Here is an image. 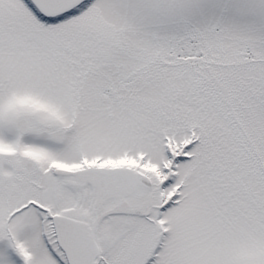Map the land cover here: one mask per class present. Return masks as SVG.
<instances>
[{"label": "snow or ice", "instance_id": "obj_1", "mask_svg": "<svg viewBox=\"0 0 264 264\" xmlns=\"http://www.w3.org/2000/svg\"><path fill=\"white\" fill-rule=\"evenodd\" d=\"M0 264H264V0H0Z\"/></svg>", "mask_w": 264, "mask_h": 264}]
</instances>
